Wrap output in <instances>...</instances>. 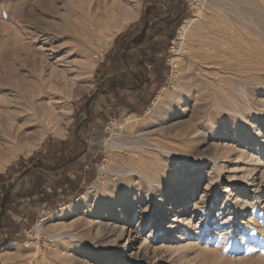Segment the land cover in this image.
<instances>
[{"label": "rangeland", "instance_id": "obj_1", "mask_svg": "<svg viewBox=\"0 0 264 264\" xmlns=\"http://www.w3.org/2000/svg\"><path fill=\"white\" fill-rule=\"evenodd\" d=\"M123 1L133 9L132 11L139 14V17L115 34L109 45L104 47L103 35L106 32L99 34L93 29L92 31V27L87 22L90 9L93 6V2L90 3L89 0H0V60L5 62L3 63L2 60L0 62V75H2L0 83L2 77L4 78L6 75L12 77V75H16L18 69L24 70L15 61H11L14 52L16 50L19 52V47L20 49L25 47V50L29 47L27 51L31 50L30 52L34 53L32 55L44 53L48 64L45 65L46 73L56 70L59 75L63 74L70 80V86L67 89L62 87L64 81L60 77L58 81L64 89H61V93L56 94L58 99L56 105H58L59 111L60 109L64 112L67 110L64 117V119L66 118L64 120L65 135L56 136L47 132L45 127L43 130L28 129L21 138L19 148L22 151L0 173V175L10 173V179L17 174L12 179L15 180V182L12 181L15 185L11 200L13 210L4 215L2 229H0V253L9 245H14L13 250L20 254L21 258L18 261H9L8 264H25L26 260H31L32 257L41 262L43 261L42 257H48L55 252L57 243L52 244L43 235L37 236L35 227L42 231L49 230L57 233L72 231L73 221L79 214L70 216L64 208L83 195L94 182H97L100 188L113 190L114 186L118 184L116 183L118 177L115 170L133 163L132 160L137 158L135 154L137 145L145 147L153 143H169L171 142L167 139L169 134H176L190 123L193 124V120L196 119L194 108L199 106L195 100L200 97L201 106L199 108L201 107V110L205 107L208 108V111L205 112L206 115L204 113L201 117V121L205 124L208 121L209 127L204 129L206 133L201 137V143L191 144V152L203 157L201 166L174 165L170 167L171 187L165 197H153L149 202L135 204L133 208L131 207L128 215L132 219L125 228V234H128L125 240L118 242L117 247H111L109 256L100 257L104 255L106 246L103 249H96L91 255L92 257L88 258L89 264H172V254L161 249L162 245H167L165 241L152 242V240L150 248L147 250V256L140 257L138 248L141 238L151 232H154V236H159L165 225L174 218L175 210L182 204V199L186 208L181 218H189L193 225L201 226V211L212 209V214H217L218 205L226 203V199L231 201L240 189L237 179L241 177L245 169L249 168V157L257 150H259L258 154L260 151H264V39L255 37V35L251 36L253 46L256 47H253L255 55L253 71L256 73L251 74L252 80L247 87L243 86L246 90L242 91L239 87V79L234 78V81H230L231 84L224 85V92L220 91L216 94L215 91H211L212 88L210 90L208 87L209 78H205L203 74L199 76L197 68L192 67V60L186 50L179 51L176 42L181 24L189 18L195 20V26L190 32L187 46L191 45L195 34L213 30L215 24H219L220 20L227 22L228 16L216 8L214 9L213 6L224 7V10L228 12L235 0ZM149 6H152V10L145 14V21L150 24V27L156 25L153 34L156 35L158 41L163 42L159 44L166 67L163 87L155 93L150 105L141 113H121L115 119H88L89 122L85 124L87 121L84 119L87 117L86 110H91V117L94 118L104 107V98L101 93L103 84L97 85L100 84L97 81L100 61L105 54L112 51L116 38L137 25L145 13V9ZM178 21L180 24L176 27ZM60 31L61 34H59ZM72 31H78L76 33L78 37L75 34L72 35L74 33ZM66 34L71 35L67 36ZM73 37H76L74 43H72ZM69 39L72 45H70ZM18 52L16 51L15 54ZM87 58L96 64L90 74L82 73L80 68L82 60ZM34 61V58L29 59V62L33 63ZM2 64H7L6 71H2ZM13 64L16 66H12ZM185 84H188L189 88L192 87L191 91L196 95L195 98L185 99L184 91L188 89V85ZM0 85L2 86H0V95H6L7 98L15 96L13 92L7 91V85L5 86L3 83ZM199 87H201V96L198 93ZM163 90L166 98L164 97L161 103L154 105ZM225 93L230 95V99L224 98ZM177 97L181 99V103L176 101ZM213 98L221 100L223 98L222 101H225L227 106H232L230 100L237 103L240 108L244 109L246 116L244 121L237 118L236 115H233L231 119H219L217 111L210 108ZM220 121L224 122L218 124ZM210 131L211 133L208 134ZM77 132H80V135ZM40 134L43 139L39 147L33 150L29 156H24L23 153L27 150L26 146ZM109 140L118 145H126L129 149L123 150L121 147L111 149L107 144ZM178 144L182 149H187L185 143ZM17 149L14 148L13 151H17ZM49 150L54 157L56 153L64 154V157L60 154L57 156L59 160L55 163L47 158L48 160L41 164L40 161H44L43 157L50 153ZM213 160L216 161L220 174H216ZM36 167L40 170H36ZM103 169L105 172L102 171ZM232 177L236 179L230 183L229 178ZM256 177L258 176L256 175ZM259 182L260 180L256 184ZM36 183L41 184L40 190L46 195L39 196L37 192L39 190H32ZM9 184H11L9 181H0V200L4 196L2 189ZM63 184L65 186L60 189ZM157 199L161 201H157ZM43 200L46 202L43 203ZM192 203L199 208V211L192 210ZM90 204L89 208L94 210L100 205V202L98 200ZM81 208V211L84 210L83 206ZM254 210L253 216L250 211L240 217L223 209V215L220 217L223 220L229 217L227 228L235 231V234H239L242 224L247 222L248 217H252L251 223H247L248 233L243 237V240L241 239L248 248L247 255L244 254L242 258L244 260L239 264H264V197ZM144 211L147 212V215ZM145 216L148 219L144 221ZM254 222L255 224L252 225ZM214 229L216 227H213L212 230L215 231ZM197 230L198 227L194 232ZM257 230L258 232H256ZM207 233L205 231L198 240L190 238L189 241L196 243L199 247L206 245ZM129 237H133V241L128 243L124 250ZM36 247L42 254H36ZM223 252L228 259L235 258L231 251L225 249ZM0 264H2L1 259Z\"/></svg>", "mask_w": 264, "mask_h": 264}, {"label": "bare ground", "instance_id": "obj_2", "mask_svg": "<svg viewBox=\"0 0 264 264\" xmlns=\"http://www.w3.org/2000/svg\"><path fill=\"white\" fill-rule=\"evenodd\" d=\"M89 2H93V6H90L89 20L87 22L92 27L91 30L93 29L99 34L106 32L103 35L104 47L109 45L115 34L139 17V14L132 11L133 9L123 0H89ZM213 7L228 16L227 22L220 20L219 24H215L213 30L207 33L195 34L191 45L187 46L190 32L195 26L193 18L187 19L181 24L177 32L176 42L178 43L179 51L186 50L192 60V67L195 66L197 68L199 76L203 74L205 78H209L208 87L210 90L212 88L213 90L211 91H215V94L220 93V91L224 92V85L230 83V81H234V78L239 79V87L244 91L246 89L243 86L247 87L250 80H252L251 74L254 72L253 60L255 55L251 36L255 35V37L258 36L264 39V0H235V3L228 12L224 10V7ZM77 32H74L72 35H76ZM59 34H61V31ZM75 38L73 37L72 43H74ZM70 39L69 43L71 42ZM27 49L25 50V47L20 49L19 47L20 53L16 50L18 53L15 54V51L14 55L12 54L13 60H11L15 61L24 70L18 69L16 75L13 73L12 77L7 75V78H5L6 76L2 77L0 83H3L5 86L7 85V91L9 90L15 94V96L11 95L12 98L0 95V173L22 151L19 148L21 138L27 133L28 129L39 128L43 130L45 127L47 132L60 137L64 136L66 132V128L64 127V120L66 118L64 119V117L67 114V110L65 109L66 111L64 112L60 109L59 111L58 105H56L58 100L56 94L61 93V89H64L62 87H69L70 80L64 77L63 74L59 75L56 70H53L52 73H46L45 65L47 64V58L43 55L44 53L32 55L34 53H31V50L27 51ZM30 58H34L35 61L33 63L29 62ZM95 65V62L87 58L82 60L80 68L82 73L86 72L90 74ZM12 66L15 67L16 65L13 64ZM1 68L2 71H6L8 66L7 64H2ZM60 77L64 81L62 87L58 81ZM187 87L188 89L184 91L185 99L190 100L191 97L195 98L196 95L191 91L192 87L189 88V85ZM198 90L199 96H201V87ZM164 92V90L160 92L154 105L161 103L164 97L166 98ZM224 98L230 99V95L225 93ZM213 99L210 108L217 111L219 119H231L233 115H236L237 118L239 117L244 121V117H246L244 109L240 108L237 103L230 100L232 106H227L224 103L225 101H222L223 98L222 100L220 98ZM176 101L181 103V99L178 97ZM195 102L201 106V97L196 99ZM199 106L194 108L196 119L193 120V124L185 125V129L167 136V139L171 142L166 144L153 143L145 147L137 145L135 153L137 158L134 156L136 159L132 160L133 163L115 170V174L118 177L116 183L118 184L113 185V190L100 188L99 184L94 182L83 195L65 207L64 210L68 215L76 216L79 214L73 221L72 231L57 233L49 230L42 231L38 227H35L37 236L43 235L52 244L57 243V248L50 256L42 257L43 261L40 262L32 257V259L30 258L31 260H26L25 264H89L88 258H90L93 252L96 249H103L105 246L107 249L104 255L100 257L109 256L111 254L110 248L117 247L118 242L124 241L126 235H128L125 234V228L131 223L132 219L128 215L129 209L133 208L135 204L149 202L153 197L163 198L170 191V167L174 165L181 167L201 166L203 157L191 152V144L201 143V137L206 133L204 129L208 126V121L206 124L201 121V117L208 111V108L205 107L201 110ZM221 122L224 121H220L218 124H222ZM31 124L32 126H30ZM42 139V134L38 135L31 144L26 146L27 150L23 155L29 156L33 150L39 147ZM178 143H185L184 145H186L187 149H182ZM107 144L111 149L119 147L123 148V150L129 149L128 146L118 145L111 140L107 141ZM14 148H18L17 151H13ZM257 151L249 157V168L245 169L241 177L237 179L240 189L231 201L226 199V203L224 202L223 205L217 206L219 207L217 214H212V209L201 211V226L197 224L193 225L189 218H181L186 208V204L182 199V204L175 210L174 218L165 225L159 236H154V232H151L141 238V244L138 248L140 257L147 256V250H149L150 242L153 240L152 242H166L165 244L167 245H162L161 249L172 254V264L241 263L244 260L242 259L244 254L247 255L246 252L248 250L242 240L248 233L247 223H251L252 217H248L247 222L242 224L239 234H235V231L227 228L228 221H230L229 217H226L227 219L225 218V220L220 219V217L223 215V209L240 217L250 211L252 216L255 214V207L259 206L262 197H264V161H261V159H264V151H260V154ZM133 153H131L132 156ZM213 163L216 174H220L216 161L213 160ZM235 179V177L229 178L230 183H233L232 181H235ZM258 180L260 182L256 184ZM98 200L100 205L94 210L90 209L88 205ZM159 200L157 199V201ZM81 206L84 207L82 211ZM192 210L199 211V208L192 203ZM145 214L147 215V212ZM147 219V217L144 218V221ZM196 227H198V230L194 232ZM213 227H216L215 231L212 230ZM205 231L208 232L206 245L199 247L196 243L189 241L190 238L198 240ZM132 241L133 237L127 238L124 250L128 243ZM13 246L9 245L0 253L2 264H8L9 261H18L21 258L20 254L13 250ZM35 249L36 254L41 253L39 248L36 247ZM225 249L231 251L235 258L230 257L228 259L225 257V253L223 252ZM249 251H251L250 248ZM253 256L255 257V255Z\"/></svg>", "mask_w": 264, "mask_h": 264}, {"label": "crops", "instance_id": "obj_3", "mask_svg": "<svg viewBox=\"0 0 264 264\" xmlns=\"http://www.w3.org/2000/svg\"><path fill=\"white\" fill-rule=\"evenodd\" d=\"M151 8L152 6L147 8L149 12H151ZM146 25L150 26L147 21L143 20L133 26L132 29L122 33L116 38L112 51L107 55L105 54L100 61V68L97 72V81L100 84L97 85L101 86V83L103 84L101 93L104 98V107L103 110H100L99 113L96 114L97 117L94 116V118L91 117L92 111L86 110L85 115L87 117L84 119H87V121H85V124L89 122L88 119H115L119 117L121 113H141L150 105L155 93L163 87L165 83L166 67L161 49L159 48V44L163 42L161 40L158 41L156 35L153 34L156 25H151V27L145 31L144 28ZM78 135H80V132ZM44 151H46V149H44ZM60 154L61 153H56L54 157L50 151L49 154L43 157L45 158L44 161L40 162L44 164L46 160L50 159L55 163L59 160L57 156ZM61 156L64 157V154H61ZM40 158L42 159V157ZM36 170L40 169L36 167ZM15 176H17V174H15ZM14 177L10 179L9 173L0 179L1 182H11V184L2 189L6 198L3 211L0 213V229H2L4 215L13 210L11 207V200L13 194L12 190L15 187L13 183L15 180H12ZM18 180L16 181L19 182ZM40 185L41 184L36 183L32 187V190H39L37 191L39 196H42V194L46 195L45 192L43 193V191L40 190L42 188ZM63 185L65 186V184ZM45 202L46 201L43 200V203Z\"/></svg>", "mask_w": 264, "mask_h": 264}, {"label": "trees", "instance_id": "obj_4", "mask_svg": "<svg viewBox=\"0 0 264 264\" xmlns=\"http://www.w3.org/2000/svg\"><path fill=\"white\" fill-rule=\"evenodd\" d=\"M148 12H149V9H145V13L141 16V18L139 19L138 23H140L143 20H145V18H146L145 14L148 13ZM179 24H180V22L178 21V23L176 24V27L179 26ZM149 28H150V26L146 25L144 29H145V31H147ZM3 177H4V175H0V179L3 178ZM63 187H64V185H62L60 187V189H63ZM5 198H6V195H4L2 200H0V213L3 211Z\"/></svg>", "mask_w": 264, "mask_h": 264}]
</instances>
